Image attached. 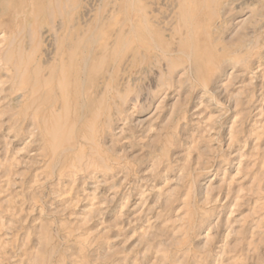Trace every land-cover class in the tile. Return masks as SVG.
<instances>
[{
	"label": "rangeland",
	"instance_id": "obj_1",
	"mask_svg": "<svg viewBox=\"0 0 264 264\" xmlns=\"http://www.w3.org/2000/svg\"><path fill=\"white\" fill-rule=\"evenodd\" d=\"M31 1L0 29V264H264V0H146L125 36L124 0ZM68 40L102 66L82 114Z\"/></svg>",
	"mask_w": 264,
	"mask_h": 264
},
{
	"label": "bare ground",
	"instance_id": "obj_2",
	"mask_svg": "<svg viewBox=\"0 0 264 264\" xmlns=\"http://www.w3.org/2000/svg\"><path fill=\"white\" fill-rule=\"evenodd\" d=\"M67 1L68 0H61L60 1V4L63 7L64 11H70L69 4H71V3L68 4ZM71 1H73V7L74 8H75V6L79 7L78 5L82 4V0H71ZM31 4H32L31 0H0V29L8 26L9 24L10 25L13 24V22H7L6 19H4L6 15H22V14L32 15L34 13H36V15L40 14L43 17L44 16L48 17L51 15L49 4L38 3V7H35L33 10L30 9ZM34 4H37V3H34ZM185 4L189 5V2L185 1ZM123 6L126 10L127 21H126V24L124 23L125 24L124 27L122 26V28H123L121 31L122 36H125L128 33V30H126V29H128L129 20H135V19H133V17H134L133 14H134L135 9H136V11L139 10L141 12V14H140L141 15L140 23L142 22L141 25H147L146 22L147 23L151 22V19H150L151 14L150 13H149L150 15L148 14L149 7H148L146 0H124ZM53 14H54V16H57L58 12H54ZM115 22H117L119 24L121 21L118 19ZM137 25H139V24L137 23ZM62 47H63V52H64V57H63L64 60L61 62V66L63 68L64 76L66 77L63 84H62V87L64 89L63 90L64 95L62 98H64V101H66L67 99H71V100L76 99L79 102L80 114H82V102H83V105L86 107L87 106L92 107V105H98L100 101H102V102L104 101V103L107 102L103 98H100L96 94V90L99 89L97 79L102 76L101 75L102 74V71H101L102 66L98 62L99 60L96 62V59L99 57L97 50L90 49V50H92V51H90V53L86 52V53L82 54V48L84 47L82 40H74L72 42L70 40L64 41ZM104 48L111 49L112 48L111 43L106 42L104 45ZM166 50L169 54L170 50L169 49H166ZM104 58H105V56L102 57V59H104ZM9 59H10V57H9ZM10 61H11V59H10ZM35 62H36L35 57H30V59H26L24 57V58L20 59V61L18 63V68L21 70L32 69V66H34ZM106 62H107V60H106ZM59 66H60V64H59ZM114 66H113V69H114ZM72 73H73V75H76V76L75 77L72 76ZM54 74L59 75L58 70L55 71ZM112 76L110 78H113V79H111L108 83V85H109L108 93H110L114 87L113 81H114L115 77H114V75H112ZM110 78H108V79H110ZM98 80H100V79H98ZM85 84H86V86H85ZM99 86H101V84ZM33 90H34L35 94L37 95L36 100H38V101H41L39 99H41L42 97H45V96L48 97V98L46 97V99H45L46 103L47 102L50 103L52 101L54 103V100L57 102L61 98V96L57 93L55 88H53V90L50 91V90L44 89L42 87V85L39 84V85H36V87H33ZM34 92H32V93H34ZM108 100L110 101V99H108ZM38 101H36V102H38ZM109 101H108V103H110ZM55 109H56V111H58L60 109L59 104L52 105V108L49 109V113H51V110H55ZM111 109H112V107H111ZM41 113L42 114L44 113V108H39L38 116H40ZM53 116L57 120V125H55V128H54L55 134L57 137H61L63 134V130H62L63 113H60V112L54 113ZM68 140L72 145L76 143L74 138H69Z\"/></svg>",
	"mask_w": 264,
	"mask_h": 264
}]
</instances>
